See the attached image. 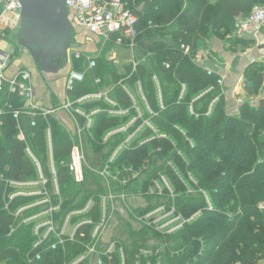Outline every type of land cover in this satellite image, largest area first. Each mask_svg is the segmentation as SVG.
Instances as JSON below:
<instances>
[{
    "label": "trees",
    "instance_id": "obj_1",
    "mask_svg": "<svg viewBox=\"0 0 264 264\" xmlns=\"http://www.w3.org/2000/svg\"><path fill=\"white\" fill-rule=\"evenodd\" d=\"M123 1L138 17L139 33L134 47H138L141 58L135 67L133 63L126 65V71L114 79L113 75L109 82H106V76L100 75L97 58L94 68L87 70L85 66L78 70L85 71L84 80L77 83L68 94L74 100L86 93L104 90L103 87L112 82L110 84L114 86H109L112 87L109 90L110 97L120 107L130 108V99L122 86L140 100L137 87V82H140L143 95L156 115L149 116L143 109V118H138L126 131L112 134L104 141V135L125 125L134 116V110L130 109L126 116H111L104 111L107 106L104 102L81 104L86 113L100 110L91 116L90 127L99 144L92 146L94 152L88 155L87 160L89 165L102 168L112 151L144 119H148L157 133L143 126L138 135L132 141L130 139L129 145L120 150L110 166L113 172L120 170L123 175L124 169L130 168L139 172V176L130 179L125 186L111 181L114 192L123 190L128 194H139L138 191H141L144 192L141 195H145L148 200L153 197L166 198V201L156 204L131 208L129 217L135 224L137 222L133 216H141L161 203L174 204L177 213L184 219L199 212L171 234L159 233L139 223V228H133L130 224L125 228V233L132 240L125 264H157L158 260L161 264H264V101L258 106L244 102L231 110L227 108L222 95L211 113L205 115L211 100L220 93L216 85L218 75H208L196 59L199 39L209 35L228 36L234 27V19L239 15H248L252 4L248 0ZM154 34L160 38L145 41ZM168 36L170 43L164 39ZM116 37V34H111L110 42L107 43L116 46ZM182 43L192 46L190 55L183 54L180 48ZM123 46L128 47L126 40ZM166 63L169 64L168 68ZM153 76H156L158 85ZM96 77L100 78L97 86ZM248 79L246 91L251 96L256 95L261 78L254 67L249 71ZM181 84L185 85V91L179 98ZM210 86H214V89L202 94ZM190 103L198 116L190 113ZM23 104L18 96L0 93V110L4 112L0 115V176L3 178L25 180L37 176L36 169L25 154V144L17 139L16 121L12 118V110L21 109ZM7 105L12 108L9 109ZM30 120L28 116L21 115V128L32 152L41 163L50 192L53 186L45 137L48 123L52 129V154L59 195L51 194V199L53 204H60L59 210L53 215L58 228L69 211L83 207L90 197H94L95 202L82 217L98 221V195L106 190L103 179L84 168V181L75 182L68 168L74 140L68 135L66 126L53 116L46 120L37 117L35 127L30 125ZM77 121L82 125L85 122L81 116H77ZM159 134H166L168 138L159 137ZM86 141L87 147L90 146L91 141ZM186 172L191 173L197 183L193 185L195 191L192 193L186 192L183 185L188 177ZM160 174L170 183L173 199L169 198L166 189L161 196L146 194L151 180ZM10 191L0 178V264H64L85 252L92 230L89 224L81 225L74 239L68 240L64 247L50 250V244L56 240L54 235H50L43 245L33 249L37 239L33 234L34 222L23 224L10 213L34 198L16 197L9 202V210H5L6 195ZM203 192L207 194L211 209L207 206ZM11 224L16 229L8 236ZM115 226H111L109 234L114 232ZM139 230L141 235L137 233ZM149 230L157 239L155 241H159L158 244L151 243L145 237L144 233ZM109 234L107 238L117 239L123 245L114 233L111 236ZM163 244V249L156 254L155 250ZM123 248L125 252L124 245ZM141 248L151 249L152 253L142 254L139 252ZM36 251L41 252L40 260H32ZM102 259L105 264H121L117 252L109 260L105 256Z\"/></svg>",
    "mask_w": 264,
    "mask_h": 264
},
{
    "label": "built area",
    "instance_id": "obj_2",
    "mask_svg": "<svg viewBox=\"0 0 264 264\" xmlns=\"http://www.w3.org/2000/svg\"><path fill=\"white\" fill-rule=\"evenodd\" d=\"M67 6L71 12V22L74 27L85 30L96 36H101L104 38L105 43L110 42V35L116 34L117 37L114 43L118 46H123V41H127V46L133 48L136 43V37L139 33L137 28L138 17L128 8L127 3L123 0H65ZM21 18V5L19 0H2V11L0 12V93L6 92L11 95L18 96L24 102V106L21 109L12 110V118L16 121V127L18 130L17 139L25 144V154L31 160L32 165L36 169V178L30 179H9L0 176L1 180L4 181L7 188L11 191L6 195L7 199L4 203V209L9 210V202L16 197H30L34 198L31 202L23 205H19L10 214L13 215L14 219L20 220L23 224H29L34 222L33 234L36 236V241L33 244V249L39 248L48 239L50 235L55 236V242L50 244V250H56L58 247H64L68 240H73L77 229L83 224L92 225V230L90 232V242L86 246L84 253L78 255L73 260L66 262L64 264H83L85 260L92 256H105L109 260L114 252H117L120 258V263L125 264V252L123 245L112 237L107 238L109 229L111 228V220L115 218V214H126L131 213L132 209L128 207V199L131 196H136L138 194H128L126 192L119 191L114 192L111 181L118 183L121 186L128 184L129 180L135 179L139 176V172L133 171L132 169H124L123 175L120 170L113 173L110 166L115 161L116 156L123 148H126L130 139L133 136L128 135L111 153L107 162L102 168L97 172L98 175L103 179L105 183V192L98 195L100 204V218L98 221L93 222L89 217H82L85 215L91 206L94 204V197H90L83 207L69 211L65 218L63 219L60 228H58L56 221H54L53 215L59 210L60 204H53L51 199V194L59 195L58 184L56 179V170L53 162L52 154V129L51 126L47 125L45 130L46 137V149L48 157L49 172L51 174V182L53 186L52 192L47 189L48 179L43 173L41 163L39 159L32 152L30 145L27 143L26 135L20 124V116L26 115L30 120V125L35 127L37 124L36 118L42 117L47 119L49 116L55 117V112L58 110L66 111L72 118L73 123L77 126L78 132L81 130H88L91 127L92 119L91 116L97 112L99 109H94L89 113H86L82 108L81 104L92 101L104 102L107 106L104 111L111 116H126L129 115L130 109L134 110V116L129 119V121L106 134L105 140L115 133L124 132L132 125L138 118H143V109L149 114V116H154L156 113L149 106L146 98L143 95L141 84L137 82V87L140 92L141 99L138 100L129 90L122 86L127 93L131 107L123 108L118 105V103L112 99L109 95L108 90H98L95 92L86 93L78 98L71 100L66 99L62 104L47 108L36 104L33 101V86L31 84V73L27 70H19L11 77H6L5 71L9 67L12 60V52L4 47L7 35L10 33L14 34L15 31L19 29ZM149 24H151L149 22ZM264 26V5L254 6L248 15L241 18L235 23L234 32L240 37H255L261 28ZM184 55H190L192 53V46L190 44L182 43L180 46ZM71 58L75 59H85L86 69H92L96 66V61L98 57L83 55L79 51H74L70 54ZM133 64V67H135ZM72 66V63H71ZM166 68L169 64H165ZM69 70L65 77V88L67 93L72 91L73 87L84 80L85 71H78L75 68ZM208 75L215 74L212 69L205 68ZM153 79L158 85L156 76ZM96 83L100 82V79H95ZM216 85L220 88V93L217 94L209 103L208 109L205 115H209L212 111L214 104L219 100V98L224 95L223 90V80L218 76L216 80ZM214 89V86L208 87L202 94L210 92ZM185 91V85L181 84V92L179 98ZM160 95V94H159ZM264 97V96H263ZM160 98V96H159ZM196 99V98H195ZM194 99V100H195ZM161 108H163V103L160 98L159 100ZM9 109L12 107L7 105ZM191 114L198 116L195 113L191 103L188 106ZM4 112L1 109L0 115ZM77 116H81L85 122L83 126H79L77 121ZM56 118V117H55ZM59 120L58 118H56ZM60 121V120H59ZM0 121V125H1ZM143 126H147L153 132L157 133V130L151 124L148 119H144L141 124L137 127L135 132H139ZM159 137L166 138L165 135L159 134ZM84 155L82 144L75 142L71 147L70 160L68 168L72 174L75 182L82 183L84 181ZM185 182H195L194 178L188 174L187 181ZM167 190L168 195L174 198V194L167 183L166 177L162 174L159 175L158 179L153 180V184L148 188L146 194L153 196H161L164 194V190ZM191 189H188V193ZM207 206L211 209V204L207 197V194L203 192ZM5 196V194H4ZM121 205V206H119ZM115 206L117 212H113L111 209ZM196 212L193 216L197 215ZM126 215V216H127ZM191 216L188 219H184L180 213H177L174 204L166 205L159 204L150 211L146 212L141 216H134V219L139 224L146 225L153 230L162 234H171L178 230L185 222L192 219ZM78 218V220L75 219ZM71 227L69 229L68 227ZM16 227L14 224L9 226L8 236L12 235ZM83 236V234H81ZM106 238V239H105ZM164 244L160 248L155 250L156 254H159L163 249ZM140 253L145 255H150L152 253L151 249L141 248ZM40 260L41 252L36 251L32 260ZM31 261V259H29ZM136 264H138L136 262ZM157 264H161L158 260ZM247 264H253L252 262H247Z\"/></svg>",
    "mask_w": 264,
    "mask_h": 264
},
{
    "label": "crops",
    "instance_id": "obj_3",
    "mask_svg": "<svg viewBox=\"0 0 264 264\" xmlns=\"http://www.w3.org/2000/svg\"><path fill=\"white\" fill-rule=\"evenodd\" d=\"M252 7L263 6L264 0H248ZM2 11V0H0V12ZM69 10V21L74 28L71 42L68 48V55L62 61L55 64L57 72L45 73L34 64L30 54L23 47L17 44L16 37L12 33L7 35L4 47L12 52V60L5 71L6 77H11L19 70H27L31 73V84L33 86V101L43 107L51 108L62 104L70 95L65 88V77L74 66L75 58L70 54L79 51L87 55V50H92L90 56L100 55L99 45L105 43L104 38L96 36L85 30L76 28L71 22ZM243 18L241 15L234 20L235 23ZM264 26L255 37H240L234 32L222 38L218 35H209L199 39L196 45V59L203 68L212 69L216 75L223 80L224 100L227 108L233 110L244 102L254 106L264 101ZM257 71L261 78V85L256 95H249L246 85L249 81L248 73L252 68ZM67 68V71L64 72ZM74 68V67H73ZM110 90V89H106ZM260 100V101H259ZM259 101V102H258ZM55 117L67 128L73 126L71 116L63 110L55 112ZM264 208V206H262ZM107 236V235H106ZM106 239V238H105ZM103 256H92L83 264H105Z\"/></svg>",
    "mask_w": 264,
    "mask_h": 264
},
{
    "label": "rangeland",
    "instance_id": "obj_4",
    "mask_svg": "<svg viewBox=\"0 0 264 264\" xmlns=\"http://www.w3.org/2000/svg\"><path fill=\"white\" fill-rule=\"evenodd\" d=\"M17 32H18V30L14 32V34H13L14 37H16ZM158 38H160V37L157 34H154L150 39L148 38L145 41H151L153 39L156 40ZM164 39L167 43H170V37L169 36L164 38ZM99 49L101 50L100 55L98 56V58H99V63H98L99 72H100V75L106 76V79H107L106 82H109L110 78H112L113 75H114L113 76V79H114V77H118L122 72L126 71V65H128L130 63L134 64L137 62V60H139L141 58V52L139 51L138 47H133L131 49V48L125 47V46L121 47L118 45L115 46V45H111V44H105V45L101 44V45H99ZM93 52H92V50L89 49V50H87L86 54L88 56H90L89 54H92ZM143 59H141V60H143ZM76 60L74 62L75 70L76 69L77 70L84 69L86 66V60L85 59H76ZM70 61L73 62L72 58L70 59ZM66 71H67V68L64 72H66ZM96 78H98V77H96ZM110 83H112V82H110ZM110 83H109V85L108 84L105 85L103 87V89L106 90V89L112 88L109 86H114V85L110 84ZM98 84L99 83L95 82L96 86ZM134 93L136 94V92H134ZM57 121H59V120H57ZM78 125L80 127L83 126L82 124H78ZM78 129L79 128H77V126H75L74 123H73V126H71V128H67V126H66V130H67V132H69L68 135L71 137V140H74L75 142L82 144L84 161H85L84 168L90 173L92 172L93 174H98L97 172L100 170V168H98L99 166L93 167V166L89 165L87 157H88V155L91 156L92 152H94V148L92 146L95 145L96 143H98L99 141L97 140L95 135H93V133L90 131V129L81 130L80 132H78ZM132 134H133V136L131 137V141L138 135V132L134 131L130 135H132ZM110 136H112V135H110ZM165 136H166V138H168L166 134H165ZM105 137H106V135H104L103 140H105ZM85 139L86 140L89 139L92 142V144L90 142V146L87 147V141ZM96 140H97V142H95ZM161 160H162V158H161ZM168 161L169 160H167L166 162H168ZM158 163H160V162H158ZM168 163L171 164L170 162H168ZM117 171H119V170H117ZM117 171H114V172L112 171V172L115 173ZM189 172H186V174H190L192 176V174ZM158 177L151 180V184L147 187V190L153 184V180L158 179ZM180 177L182 178V176H180ZM184 180H185V177H184ZM167 183H168V181H167ZM103 184H104V182H103ZM168 184H169V187L171 188L170 183H168ZM196 184H197L196 182L192 183V182L183 181V185L186 189L185 190L186 192H188V189H191V191H190L191 193L194 192L195 188L193 189L192 187H193V185L195 186ZM135 193H137V192H135ZM138 193H139L138 195L131 196L128 199V207L129 208H136V207H140V206H145L147 204H156V202H159V201H166V198H160L159 199V198H155V197L148 200L144 197L145 195H141V193H144V192L138 191ZM169 198H172V196H169ZM119 206H121V205H119ZM117 208H120V207L115 206L111 210L115 213H118ZM129 214H132V212L128 213V215H127V212H126V214H122V213L121 214H115V218L113 217V219L111 220V223H110L111 226L113 225V227H114V225H116L113 233L119 239L122 240L123 245L125 246V256H127V257L130 255V252L128 251V247L132 243V240L129 239L127 236L128 234L125 233V228L129 227L130 224H131V226L133 225L132 226L133 228H135V227L139 228L140 227V225L137 224L138 222L135 224L134 220L129 217ZM68 228L71 229L70 226ZM110 232H111V228L109 229L108 234ZM113 233L109 234V236H111ZM137 233L139 235L142 234L141 230H139ZM144 234H145V237L150 239L151 243H154V244H155V242L157 244L159 243V241H155L157 239L154 238V235L150 230Z\"/></svg>",
    "mask_w": 264,
    "mask_h": 264
},
{
    "label": "water",
    "instance_id": "obj_5",
    "mask_svg": "<svg viewBox=\"0 0 264 264\" xmlns=\"http://www.w3.org/2000/svg\"><path fill=\"white\" fill-rule=\"evenodd\" d=\"M21 18L17 44L45 73L57 72L55 64L68 55L74 28L65 0H19ZM264 47V46H263Z\"/></svg>",
    "mask_w": 264,
    "mask_h": 264
}]
</instances>
